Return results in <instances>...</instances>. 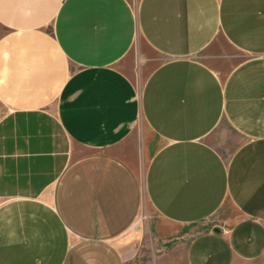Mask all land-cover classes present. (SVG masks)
<instances>
[{
  "label": "crops",
  "instance_id": "obj_1",
  "mask_svg": "<svg viewBox=\"0 0 264 264\" xmlns=\"http://www.w3.org/2000/svg\"><path fill=\"white\" fill-rule=\"evenodd\" d=\"M0 264H264V0H0Z\"/></svg>",
  "mask_w": 264,
  "mask_h": 264
},
{
  "label": "rangeland",
  "instance_id": "obj_2",
  "mask_svg": "<svg viewBox=\"0 0 264 264\" xmlns=\"http://www.w3.org/2000/svg\"><path fill=\"white\" fill-rule=\"evenodd\" d=\"M132 1H136V0H132ZM216 44L219 45L221 48H226L228 47V44L227 42L225 41V39H223L222 37H217L216 38ZM141 49H146V47L144 45L140 46V42H137L134 44L132 50H130L129 52V56L130 57H134V58H137L138 55H140V51ZM138 81H141L142 77L145 75L146 73V70L145 71H142V70H139L138 69ZM139 127L141 129H144V124L143 122H140L139 123ZM145 130V129H144ZM146 133V132H145ZM213 138H215V142L220 143V141L222 139H224L226 137V134L224 132H222V130H215L213 131L212 135H211ZM142 142H143V139H141ZM141 142V143H142ZM142 148V147H141ZM147 152L144 148L141 149V152H140V155L138 157V164L136 165L137 167V171L139 173V175H141V178H142V181L144 182L145 181V175H144V169H145V166H146V159H147ZM143 208L141 210V215H146V218H144V220L142 221V223H139V224H133V226L130 228L129 230V234L126 236H139L140 233H141V236L140 237H145V238H149L150 235L152 234L151 233V227H150V223L149 221L151 220V217H152V208L151 206L149 205V203L147 201H145V198H143ZM210 220V219H209ZM212 221V220H211ZM140 228V229H139ZM140 232V233H139ZM126 236H124L126 238Z\"/></svg>",
  "mask_w": 264,
  "mask_h": 264
}]
</instances>
